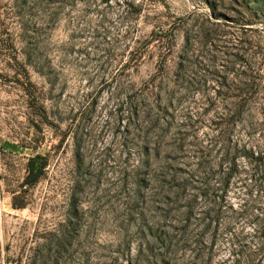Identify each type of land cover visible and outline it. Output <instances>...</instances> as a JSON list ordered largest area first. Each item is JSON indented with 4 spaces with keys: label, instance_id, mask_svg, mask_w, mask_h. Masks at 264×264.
Here are the masks:
<instances>
[{
    "label": "rangeland",
    "instance_id": "obj_1",
    "mask_svg": "<svg viewBox=\"0 0 264 264\" xmlns=\"http://www.w3.org/2000/svg\"><path fill=\"white\" fill-rule=\"evenodd\" d=\"M0 264H264V0H0Z\"/></svg>",
    "mask_w": 264,
    "mask_h": 264
}]
</instances>
